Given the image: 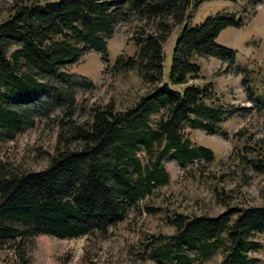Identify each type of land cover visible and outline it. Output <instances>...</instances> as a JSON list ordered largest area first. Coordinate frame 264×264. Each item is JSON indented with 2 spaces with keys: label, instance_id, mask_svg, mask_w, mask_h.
<instances>
[{
  "label": "trees",
  "instance_id": "trees-1",
  "mask_svg": "<svg viewBox=\"0 0 264 264\" xmlns=\"http://www.w3.org/2000/svg\"><path fill=\"white\" fill-rule=\"evenodd\" d=\"M203 0H14L0 22V144L43 126L56 130L53 152L38 154L44 169L22 168L0 160V245L26 264L24 243L40 235L57 239H107L131 211L155 209L140 202L169 183L165 160L182 171L211 163L213 152L192 144L190 131L228 138L224 121L237 110L216 100L212 82L200 78V59L216 58L234 70L235 54L216 44L220 32L242 21L230 14L190 20ZM262 0H250L254 12ZM136 24V51L119 54L112 74L134 72L148 87L130 107L113 102H79L92 94L89 79L68 71L85 52H95L108 66V42L121 24ZM171 55L168 82L163 81L162 48L182 25ZM251 103L255 97L240 70ZM172 86H181L174 90ZM264 93V92H263ZM258 99V100H257ZM210 101L211 103H208ZM247 111V109H244ZM264 174V157L249 161ZM226 209L215 216L173 213L174 233L145 245L156 264H255L249 253L260 249L264 204L230 206L232 198L216 194ZM87 256V253H86ZM81 264H96L84 257Z\"/></svg>",
  "mask_w": 264,
  "mask_h": 264
},
{
  "label": "rangeland",
  "instance_id": "rangeland-1",
  "mask_svg": "<svg viewBox=\"0 0 264 264\" xmlns=\"http://www.w3.org/2000/svg\"><path fill=\"white\" fill-rule=\"evenodd\" d=\"M13 1L0 0V22L6 19ZM45 1L53 0H38ZM249 1L203 0L189 24L200 25L207 17L216 14H230L242 21L240 26L223 29L216 39V44L234 52V70L225 71L227 64L216 58L200 59L197 61L200 78L189 81V84L198 85L212 82L219 104L227 110H237L222 124L227 139L209 136L199 130L190 131L192 144L210 149L213 161L184 172L175 161L165 160L163 165L170 177L168 185L154 189L152 196L140 202L141 206L146 204L154 208V212L131 211L103 241H90L86 237L61 240L46 235L26 240V264H81L84 257L96 264H156L145 245L156 236L163 238L174 233L168 224L173 213L218 215L226 209L216 198L220 190L232 198L230 206L245 208L264 204V174L249 164L252 159L264 157V0L254 12ZM135 26V23H129L116 28L107 46L108 66H104L99 55L92 51L85 52L69 66L71 74L87 78L95 85L92 94L78 96L79 102L91 106L111 101L117 110H124L147 92L148 87L136 73L114 75L111 72V65L119 54L131 56L136 51L131 40ZM182 27L183 24L175 27L163 43L164 83L168 82L172 50ZM244 69L250 71V85L260 101L251 103L247 100L239 73ZM172 88L179 90L181 86ZM55 139L56 130H46L43 126L19 134L13 141L0 144V160H9L29 170H42L47 161L38 154H51ZM256 240L260 249L250 252L249 257L257 260L255 264H264V234H259ZM220 259L218 254L207 264H216ZM0 264H18L5 245H0Z\"/></svg>",
  "mask_w": 264,
  "mask_h": 264
}]
</instances>
